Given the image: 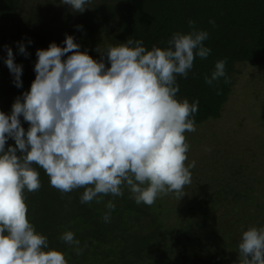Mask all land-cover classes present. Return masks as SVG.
<instances>
[{"label":"clouds","instance_id":"9594fccd","mask_svg":"<svg viewBox=\"0 0 264 264\" xmlns=\"http://www.w3.org/2000/svg\"><path fill=\"white\" fill-rule=\"evenodd\" d=\"M89 2L61 0L74 13H83ZM209 23L215 26V20ZM188 24L191 31L173 33L166 49L148 50L130 37L105 52L97 48V60L67 35L65 46L52 42L37 50L30 90L15 99L10 115L0 111V264H68L28 218L25 193L40 190L38 169L62 195L83 188L82 204L123 196L124 188L137 205L185 195L195 167V161L186 164L185 133L196 131L199 100L177 98V76L187 78L195 57L211 53L204 45L209 33L193 20ZM18 46L29 55L23 43ZM5 48L13 82L22 88L23 66ZM225 63L217 61L211 77L205 76L208 85L222 77L230 82ZM9 139L14 146L6 148ZM106 209L103 220L109 222L115 204L109 200ZM60 239L82 254L74 232ZM238 253V264H264V227L243 231Z\"/></svg>","mask_w":264,"mask_h":264},{"label":"trees","instance_id":"16d2710c","mask_svg":"<svg viewBox=\"0 0 264 264\" xmlns=\"http://www.w3.org/2000/svg\"><path fill=\"white\" fill-rule=\"evenodd\" d=\"M86 7L83 13H74L61 0H0V111L10 115L15 99L30 90L36 76L37 50L47 49L52 42L63 47L67 35L74 36L81 51L87 50L99 60L97 48L105 52L109 45L116 46L130 37L143 40L148 50L153 45L166 49L173 33H189L188 21H195L197 29L209 33L204 45L211 53L205 59L195 57L187 78L177 76V98H186L189 103L199 100L195 123L221 115L220 103L234 84V63L254 62L259 50L264 53V0H90ZM210 20H215V26ZM20 43L26 46L28 56L19 52ZM6 45L11 47L15 62L23 66L22 88L15 86L5 63ZM220 60L226 61L230 82L225 83L222 77L208 85L205 76L211 77ZM21 123L27 130L29 124L23 117ZM8 146H14V141L9 139ZM229 152L225 149V153ZM246 153L254 157V162L223 159V173L217 177L211 174L209 182L201 176L189 200H180L181 208L197 214L221 206L226 209L232 200H239L248 207L241 217L248 221L253 212L258 213L251 221L264 227V210L252 209L264 204V165L251 150ZM231 164L235 167L230 168ZM257 168L262 173L250 172ZM38 171L40 190L25 193L28 218L48 238L50 248L65 254L68 264H238L227 249L229 244L215 247L193 229L161 234L157 228L159 213H152L151 206L143 203L137 205L127 188L123 196L108 195L101 198V203L94 199L82 204L83 188L62 195L50 185L46 173ZM109 200L115 209L110 221L105 222L103 215ZM251 201L255 204L251 205ZM214 216L203 218L205 224L218 220ZM68 230L80 241L82 254L76 255L74 246L60 239ZM172 239H176V245L169 244ZM195 246H200V251L192 248ZM203 248L209 260L202 255Z\"/></svg>","mask_w":264,"mask_h":264},{"label":"flooded vegetation","instance_id":"af4514ba","mask_svg":"<svg viewBox=\"0 0 264 264\" xmlns=\"http://www.w3.org/2000/svg\"><path fill=\"white\" fill-rule=\"evenodd\" d=\"M48 40L50 42V38H48ZM232 73L235 77L234 84L229 90L228 97H223L222 102L220 103L221 115L216 118H209L200 121L199 123H195V126L201 124L205 125L210 120H218L220 117H223V133L217 130L214 132L211 129L201 130V132H191L196 135H203L202 142L205 143L204 146L207 147L209 155L204 156L200 152H191L187 156L188 159L186 164H191L192 161H195V167L190 169L191 184L185 186L187 190V201L189 200L190 191L199 185L201 176H205L207 182H209L208 178L211 174L217 177L218 174L223 173V159L227 162L231 161L232 163L245 160H249V163L254 162V157L246 153V151L248 152L251 150V138L244 139V137L246 132H250V135H263L262 131H264L259 129V124L264 125V53L259 50L256 61L246 62L244 68ZM227 103L238 110L233 112L239 116V123L233 124L230 128L227 127L225 123L229 111L223 113ZM205 111H207V109ZM247 111H251V113H248ZM251 120L253 121L249 123ZM246 127H249L253 131L247 130ZM213 135L214 138L211 140ZM225 149H230V152L225 153ZM233 166L235 167V165L231 164L230 168ZM250 172L254 173L255 170L250 169ZM172 196L175 199L174 194H172ZM174 199L173 206L179 216L178 219L175 218L172 220L173 224L170 227L164 228L167 222L163 221L162 204H160V208L157 209L158 212L162 213V216L159 215L157 227L161 234L172 235V231L179 228L184 229L185 231L186 229H193L203 235L202 238L204 241H208L209 244H212L215 247H223L225 244H229L230 246L227 247V249L232 251L237 260H239L238 244L243 231H246L252 226L261 227L259 222L255 224L251 221L252 217H255L254 214L258 213L253 212V215L248 221L244 217H241V215L247 211L245 209L248 207H242L243 203L239 200H232V203L228 205L226 209H223V207L213 210L205 209L196 214L185 208H181L180 200L175 201ZM252 209L263 212L264 204L260 207L253 206ZM209 214L213 216L215 214L214 217L215 219L218 218V220L210 221L207 225L203 218H207ZM175 241L176 239H172V242L169 244L174 245ZM192 248L200 251V246ZM234 249L237 253H235ZM176 250L179 249L176 248ZM203 250L202 255L209 260L210 255L207 254L205 248H203Z\"/></svg>","mask_w":264,"mask_h":264},{"label":"rangeland","instance_id":"374dc122","mask_svg":"<svg viewBox=\"0 0 264 264\" xmlns=\"http://www.w3.org/2000/svg\"><path fill=\"white\" fill-rule=\"evenodd\" d=\"M57 9L60 8V6H56ZM41 25V23H39ZM224 111H229L227 114V118H226V125L227 127H231L233 124H237L239 123V116L236 115L233 111H238L236 110L234 107H232L230 104H226ZM248 113H251V111H247ZM253 120L249 121V123H251ZM259 129L260 130H264L263 126L259 124ZM196 131L194 132H201V130H206V129H211L214 132L217 131H221L223 133V117H220L218 120H210L208 121L205 125H199V126H195ZM247 130L253 131L252 129H250L249 127H246ZM246 130V131H247ZM263 135L261 134H253L250 135V132H246L244 139H248L251 138L250 140L252 141V145L250 146L251 148V152L254 153L258 159H260L261 163L264 165V131ZM186 136V142L190 145L189 151L187 152V156L189 155V153L193 152V153H197L200 152L202 153L204 156H208L209 155V151L207 149L206 146H204L205 143L202 142V137L203 135H196L194 133L191 132H186L185 133ZM218 137V136H217ZM216 137V138H217ZM214 135L211 137V140H213ZM208 142V141H206ZM209 143V142H208ZM263 146V149H262ZM255 173H262L261 170L259 168L255 169ZM185 195L182 197L185 200L187 199V190L186 188L184 189ZM174 197L172 196V194L168 195V196H164L162 198H157V200L155 201V203L153 205H151V212L152 213H156L162 216V213L158 212L157 209L160 208V204H162L163 206V221L167 222L164 228H168L170 227L173 222L172 220H174L175 218L178 219L179 214L177 213V211L175 210V207L173 206V199ZM181 198V199H182ZM175 201L178 200L174 199ZM255 202L251 201V205H254ZM223 206H221L220 208H222ZM242 207H244V205H242ZM235 253L236 250L234 249ZM238 257V254H237Z\"/></svg>","mask_w":264,"mask_h":264},{"label":"bare ground","instance_id":"6f19581e","mask_svg":"<svg viewBox=\"0 0 264 264\" xmlns=\"http://www.w3.org/2000/svg\"><path fill=\"white\" fill-rule=\"evenodd\" d=\"M245 66H246V62H243V61H237L234 63V68L236 69V71L241 69V68H244ZM252 71H255V70H252ZM228 74H229V72H228Z\"/></svg>","mask_w":264,"mask_h":264}]
</instances>
